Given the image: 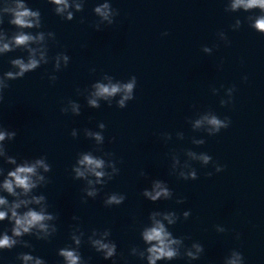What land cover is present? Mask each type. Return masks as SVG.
Returning <instances> with one entry per match:
<instances>
[{
    "label": "water",
    "instance_id": "1",
    "mask_svg": "<svg viewBox=\"0 0 264 264\" xmlns=\"http://www.w3.org/2000/svg\"><path fill=\"white\" fill-rule=\"evenodd\" d=\"M225 2L112 0L119 15L112 25L97 31L92 26L98 19L92 12L95 0H88L72 21L57 16L47 0H28L30 7L41 12V30L56 33V40L49 41V55L65 51L70 56L68 66L56 73L55 82L46 75L52 71V63L41 65L23 78L9 81L0 102V124L17 133L7 142L9 154L18 159L43 154L52 165L46 174L50 182L40 191L48 198L49 210L58 214V231L50 241L25 236L34 254L43 256L48 264H62L56 252L70 243V225L76 223L71 218L76 215L85 231L80 251L89 264H111L86 242L92 228L105 227L111 229V238L127 264H141L129 255V249L143 246L139 228L148 212L190 209L189 218L181 217L171 230L174 235L189 236L188 245L193 240L204 245L201 258L192 264H223L233 248L244 254L245 264H264V35L248 26L245 17L249 13L226 12ZM237 17L242 23L234 31L230 25ZM0 27L15 30L7 17ZM220 30L230 44L218 39ZM165 31L166 36L162 35ZM204 45L214 46L213 52L204 53ZM26 54L17 49L0 55V73L11 68V58ZM93 67L95 72L90 71ZM105 72L120 80L137 77L135 98L125 108H118L115 100L111 106L103 100L99 108L87 105L81 93ZM244 75L247 81L242 79ZM233 85L232 104L221 106L224 88ZM213 87L219 89L215 95ZM69 99L80 103V115L61 112ZM208 110L221 118L229 116L230 126L214 136L193 130L191 121L198 112ZM101 121L106 125L104 151L114 154L120 172L95 199L83 203L84 182L72 178L71 165L78 152L94 150V140L86 138L83 129L99 130ZM73 128L79 130L76 138L70 135ZM178 131L184 133L182 140L176 136ZM165 132L171 133L166 143L161 137ZM200 137L205 139L203 145L192 143ZM188 148L209 153L213 161L225 165L224 170L216 173L212 163L201 166L192 161L198 178H178L170 169L171 153L176 151L183 161ZM141 170L145 176L139 174ZM210 171L213 175L208 176ZM154 178L167 181L173 199L152 203L141 195ZM113 191L124 193L126 200L106 207L104 195ZM177 196L185 198L183 204H176ZM217 224L227 231L218 233ZM235 232L240 233L239 239L234 238ZM29 250L20 246L4 250L5 264H19L17 252ZM171 264H186V260Z\"/></svg>",
    "mask_w": 264,
    "mask_h": 264
},
{
    "label": "clouds",
    "instance_id": "2",
    "mask_svg": "<svg viewBox=\"0 0 264 264\" xmlns=\"http://www.w3.org/2000/svg\"><path fill=\"white\" fill-rule=\"evenodd\" d=\"M87 2L88 0H47V3L52 6V11L66 21H72L76 13L82 12ZM224 8L229 13L239 11L249 13L245 17L248 26L264 35V0H226ZM92 12L98 17L92 25L97 31L104 26L112 25L119 15V10L113 6L112 0H95ZM6 17L8 24L15 26V30L9 31L0 27V55L17 49L25 50L27 54L11 58L9 60L11 68L0 73V102L4 100V92L9 88V81L23 78L26 73L34 72L41 65L51 62L52 71L46 72V75L50 82H55L58 79L56 73L66 68L70 62V56L65 51H59L54 56L49 55V41L56 40V33L51 30H41L43 28L41 12L38 8L30 7L28 0H0V25L4 23ZM83 22L84 17H81V23ZM241 23V19L237 17L230 27L234 31L239 30ZM33 29L35 31H32ZM167 34L166 31L162 33L164 36ZM216 35L225 45L230 44L223 30L218 31ZM213 47L204 45L202 51L211 54ZM95 70L94 67L90 69L92 72ZM242 79L247 81V75H244ZM136 86L137 77L135 75H131L127 80H120L105 72L81 94H85L87 105L90 108H99L102 100L111 106L115 100V105L123 109L129 101L135 98ZM223 87L221 85V88ZM211 91L215 95L219 89L213 87ZM235 91V85L224 88V96L219 101L220 105H231ZM77 92L80 93V89H77ZM60 110L63 113L71 112L74 116H78L81 113V105L78 101L69 99ZM230 124L229 116L225 115L221 118L212 110L198 112L196 118L191 121L193 130H202L208 136L218 134L221 129H227ZM97 128L99 130L83 129L84 136L94 140L95 148L78 152L75 162L71 165L72 178L84 182L81 197L83 203H87L89 198L95 199L103 186L120 172L117 161L113 158L114 154L104 151L105 123L99 122ZM78 134V129L71 130L70 135L73 138H76ZM16 135L14 129L0 124V225H2L0 227V264H5L2 255L4 250H12L17 246L30 249L17 252L15 260L19 264H48L43 256L34 254L32 243L24 237L30 236L36 240L50 241L58 231L56 223L58 214L49 210L48 198L43 191H40L50 182L46 174L51 172L52 165L48 162L47 156L43 154L19 159L15 155H10L7 142L13 141ZM176 136L182 140L184 133L178 131ZM161 137L166 143L171 139V133H161ZM114 139L115 137L111 138V140ZM192 143L203 145L205 139L203 137L193 138ZM183 154L187 159L182 161L176 151L171 153V172L180 179L196 180L198 178L197 169L193 167L192 161H198L201 166L212 163L216 173L224 170L225 165L213 161V157L207 152H197L188 148ZM139 174L146 175L143 170ZM207 175L211 176L213 172L210 171ZM141 195L146 200L156 203L173 199L174 192L167 181L154 178L151 179L149 186L142 189ZM125 200L124 193L113 191L105 193L103 204L106 207L119 206ZM184 200L182 196L175 198L176 204H183ZM190 215V209L179 213L175 209L150 210L147 219L139 228V239L143 246H131L129 255L137 257L141 264H158V262L171 264L177 259H184L186 264H192L193 261L199 260L204 253V245L197 240H193L188 245L185 241L191 239L189 236H177L171 230V227L181 217L187 220ZM71 219L76 223L70 225V243L59 247L56 254L62 258V264H89L80 251L85 237V231L79 223L80 218L73 215ZM215 230L218 233L227 231L221 224L215 225ZM111 237L112 232L108 227L92 228L86 237V242L101 255L103 260L111 261V264H119V261L127 264L123 253H118L117 242ZM234 238L239 239L240 233L235 232ZM223 264H245L244 254L233 248L223 258Z\"/></svg>",
    "mask_w": 264,
    "mask_h": 264
}]
</instances>
